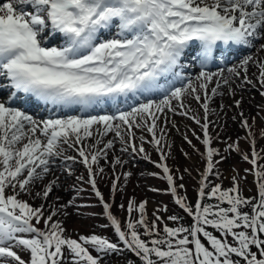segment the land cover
I'll use <instances>...</instances> for the list:
<instances>
[{"label":"snow or ice","instance_id":"1","mask_svg":"<svg viewBox=\"0 0 264 264\" xmlns=\"http://www.w3.org/2000/svg\"><path fill=\"white\" fill-rule=\"evenodd\" d=\"M261 141L264 0H0V264H264Z\"/></svg>","mask_w":264,"mask_h":264},{"label":"rangeland","instance_id":"2","mask_svg":"<svg viewBox=\"0 0 264 264\" xmlns=\"http://www.w3.org/2000/svg\"><path fill=\"white\" fill-rule=\"evenodd\" d=\"M245 95L246 96L250 95L251 97H253V99L251 100V103L250 104L246 103L245 107L249 108V110H251L253 114L255 115L257 109L252 107V105H256L257 103H259L261 101V97L259 96L257 92H252L250 94L246 93ZM229 115H231V113H229ZM177 119L179 120L180 118H177ZM229 123L231 122L229 121ZM192 127H196V126L192 125ZM183 130H184L183 125L181 124V131ZM229 131L231 133V129ZM241 135H243L242 130H241ZM172 139L175 141L174 157H175V161L177 165L181 168V170H183L184 167H190L192 161L187 160L181 154V151H180L181 148H183L185 151H188L189 149H188L187 144L181 139L178 133L174 132ZM195 142L196 141H194V143ZM261 146H264V141H261ZM149 151H151V149H149ZM152 156L153 158H156L155 152H152ZM193 160L196 161L197 167L201 166V161L195 154H193ZM233 166H235L238 170H240L241 174H243L242 170L244 168L249 167V165L242 163L240 160V157L236 155L235 153L232 154V156L230 157L227 163L221 165V171L224 173L225 176H228ZM141 170L147 172V171H151L154 169L152 165L146 162H143V161L140 162L137 167L133 168L134 176L132 180L130 181V183L128 184L125 194L123 196H121L120 194L117 195V198H116L117 204H119L122 200L123 202L127 203V198L135 195L137 199L142 200V199L148 198L150 200L149 214H151V211L154 206L160 205V204H167L170 210H173V211L176 210L175 206L172 204V197L170 195L151 192V191H148L146 188V185H147L148 187H159L163 189L166 187V185L162 181H159L156 179L148 178L147 180H145L143 178H138L139 172ZM193 177H196V172H193L191 177L186 178L188 192L190 196L195 195L194 186L196 184V179H193ZM249 179H251V177H249ZM224 184L227 186L229 184V181L225 179ZM109 186H110V181L108 180H105L101 184V188L106 194L109 190ZM90 202L93 204L96 203L94 199ZM82 211L85 213L83 217H78L74 215L67 220L66 223H67V228L69 229V231H72L73 229H75L81 234H86L93 230L97 232L100 231V229L97 226L105 223L104 219L102 218L101 219H90L88 218V215H87L88 213H91V212H99L100 208L99 207L89 208V209H83ZM117 211H119L118 208H117ZM109 234H110V230H109ZM128 258L131 259L130 256ZM113 259L114 261H119V264H124V260L121 257H114Z\"/></svg>","mask_w":264,"mask_h":264},{"label":"bare ground","instance_id":"3","mask_svg":"<svg viewBox=\"0 0 264 264\" xmlns=\"http://www.w3.org/2000/svg\"><path fill=\"white\" fill-rule=\"evenodd\" d=\"M37 111H40V113L44 114L43 111L39 108V106L36 103H33L32 105Z\"/></svg>","mask_w":264,"mask_h":264},{"label":"trees","instance_id":"4","mask_svg":"<svg viewBox=\"0 0 264 264\" xmlns=\"http://www.w3.org/2000/svg\"><path fill=\"white\" fill-rule=\"evenodd\" d=\"M130 258L132 259L133 257L130 256Z\"/></svg>","mask_w":264,"mask_h":264}]
</instances>
